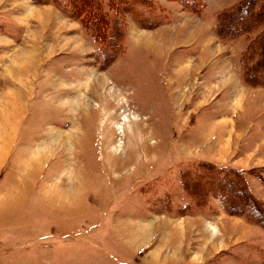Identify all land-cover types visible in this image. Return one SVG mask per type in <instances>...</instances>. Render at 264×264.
Listing matches in <instances>:
<instances>
[{"label": "rangeland", "instance_id": "obj_1", "mask_svg": "<svg viewBox=\"0 0 264 264\" xmlns=\"http://www.w3.org/2000/svg\"><path fill=\"white\" fill-rule=\"evenodd\" d=\"M91 1L0 0V264H264L260 225L192 193L235 170L264 203V84L217 31L242 0H99L101 34Z\"/></svg>", "mask_w": 264, "mask_h": 264}, {"label": "trees", "instance_id": "obj_2", "mask_svg": "<svg viewBox=\"0 0 264 264\" xmlns=\"http://www.w3.org/2000/svg\"><path fill=\"white\" fill-rule=\"evenodd\" d=\"M260 2L262 0H242L221 13L217 21L220 36L232 40H247L251 49L249 59H256L245 66L244 79L258 86L264 84V4ZM86 7L88 8L84 17L87 25L101 34L102 29L105 30L108 25L106 22L100 24L103 21L100 17L104 14L101 2L92 0ZM229 172L233 175H228L227 172L223 175L218 170L209 171L208 175L201 177L202 180L194 182L195 189L192 193H199L204 198V191L208 190L219 198L229 213L245 215L264 229V203L255 197L248 174L235 170ZM259 180L264 183L262 176Z\"/></svg>", "mask_w": 264, "mask_h": 264}, {"label": "clouds", "instance_id": "obj_3", "mask_svg": "<svg viewBox=\"0 0 264 264\" xmlns=\"http://www.w3.org/2000/svg\"><path fill=\"white\" fill-rule=\"evenodd\" d=\"M27 53H21L11 61V66L16 68H22L27 63ZM11 75V71H9Z\"/></svg>", "mask_w": 264, "mask_h": 264}, {"label": "bare ground", "instance_id": "obj_4", "mask_svg": "<svg viewBox=\"0 0 264 264\" xmlns=\"http://www.w3.org/2000/svg\"><path fill=\"white\" fill-rule=\"evenodd\" d=\"M114 90V89H113ZM112 91V90H111ZM120 93V92H119ZM110 94H111V92H110ZM112 95V94H111ZM103 97H104V95H103ZM107 97H108V95H107ZM118 97V96H117ZM109 98V97H108ZM105 99V98H104ZM114 100V99H113ZM107 103H108V105H112L113 104V101L111 100V99H109L108 101H107ZM112 115H114V114H112ZM110 117V116H109Z\"/></svg>", "mask_w": 264, "mask_h": 264}]
</instances>
